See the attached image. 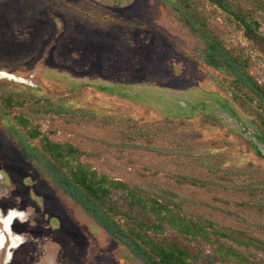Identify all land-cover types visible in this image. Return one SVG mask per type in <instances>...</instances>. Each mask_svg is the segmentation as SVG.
Wrapping results in <instances>:
<instances>
[{
    "label": "rangeland",
    "instance_id": "rangeland-1",
    "mask_svg": "<svg viewBox=\"0 0 264 264\" xmlns=\"http://www.w3.org/2000/svg\"><path fill=\"white\" fill-rule=\"evenodd\" d=\"M249 1L264 33V10L257 0ZM194 2L213 33L249 58L250 73L264 84V52L225 12L207 0ZM202 48L201 39L164 0H0V93L25 94L10 115L30 118L39 132L35 146L44 137L69 143L97 173L153 194L174 192L187 210L264 241V209L248 204L242 185L252 180L264 185V157L252 147L254 115L224 87L228 76L203 61ZM98 84L118 93L101 91ZM47 98L64 110L54 112ZM178 111L190 114H174ZM6 123L0 121V179H5L0 216L21 213L11 228L21 243L6 258L8 241L0 249V264H143L55 188L37 161L18 152ZM138 127L151 134L132 133ZM147 142L163 153L134 147ZM193 154L235 167L234 172L215 175ZM191 176L223 177L231 186L183 181ZM158 236L187 245L200 254L195 264H207L213 245L178 235L167 225ZM239 249L248 264H264V243Z\"/></svg>",
    "mask_w": 264,
    "mask_h": 264
},
{
    "label": "trees",
    "instance_id": "trees-1",
    "mask_svg": "<svg viewBox=\"0 0 264 264\" xmlns=\"http://www.w3.org/2000/svg\"><path fill=\"white\" fill-rule=\"evenodd\" d=\"M169 3L177 16L203 42L200 57L203 61L228 76L224 87L232 98L245 110L254 115L253 122L257 129L252 140L255 153L264 157V84L258 82L249 71V58L240 52L227 48L222 40L209 28L206 18L200 13L194 0H164ZM229 15L242 28L244 36L264 52V33L260 31V22L254 15L253 5L249 0H207ZM264 10V0L255 2ZM99 90L118 93L114 86L98 84ZM28 94V93H27ZM121 94V93H120ZM29 95V94H28ZM127 97V94H121ZM25 94L15 92L0 93V121L6 123L15 143L32 162H38L51 184L68 195L88 213L93 220L114 240L129 249L143 264H195L200 254L192 252L185 244H178L163 233L164 225L181 236L192 240L209 243L212 252L204 258L208 263L216 260L234 261L238 264L248 260L239 249L242 245L262 247L264 241L250 236L245 230L224 225L202 214L187 210L177 194L162 190L156 194L145 192L135 186H129L120 179L109 178L84 164L78 158L77 149L69 143H59L44 137L40 146L33 140L39 132L31 126L28 116L10 115L12 104H23ZM47 98V103H48ZM56 113L64 108L48 103ZM174 114L187 115L189 112L178 111ZM138 136H148L151 131L138 127L131 130ZM158 153V145L151 142L134 144ZM161 147V146H160ZM199 166H204L217 175L234 172L235 167L211 163L209 156L191 155ZM194 185L215 186L221 189L231 185L224 183L223 177L184 178ZM244 191L258 210L264 209V185L260 181L243 182ZM120 191V196L113 198V193ZM122 217L126 221H121Z\"/></svg>",
    "mask_w": 264,
    "mask_h": 264
},
{
    "label": "bare ground",
    "instance_id": "bare-ground-1",
    "mask_svg": "<svg viewBox=\"0 0 264 264\" xmlns=\"http://www.w3.org/2000/svg\"><path fill=\"white\" fill-rule=\"evenodd\" d=\"M20 215L21 213L19 212L10 211L6 216H0V220L3 223L2 228H0V249L5 247L6 243L9 241V244L7 246L8 252L6 254V258H9L10 256L9 249L21 243V238L11 232V223L13 218Z\"/></svg>",
    "mask_w": 264,
    "mask_h": 264
},
{
    "label": "flooded vegetation",
    "instance_id": "flooded-vegetation-1",
    "mask_svg": "<svg viewBox=\"0 0 264 264\" xmlns=\"http://www.w3.org/2000/svg\"><path fill=\"white\" fill-rule=\"evenodd\" d=\"M6 134L9 136V138H10V140L12 141V143L14 144V145H16V149L18 150V152H19V150H21L20 149V146H19V144L18 143H15V141H14V139L11 137V135L9 134V132L6 130ZM5 175V174H4ZM0 176H1V174H0ZM3 180H5L4 179V177L3 178H1L0 179V181H3ZM13 206V205H12ZM9 208V207H8ZM8 210V209H7ZM6 211V210H5ZM1 214V213H0ZM5 213H2L1 215H4ZM12 226H13V222L11 223V228H12Z\"/></svg>",
    "mask_w": 264,
    "mask_h": 264
}]
</instances>
